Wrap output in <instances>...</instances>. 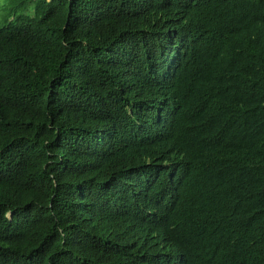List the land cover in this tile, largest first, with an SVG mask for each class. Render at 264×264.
<instances>
[{
    "label": "trees",
    "instance_id": "trees-1",
    "mask_svg": "<svg viewBox=\"0 0 264 264\" xmlns=\"http://www.w3.org/2000/svg\"><path fill=\"white\" fill-rule=\"evenodd\" d=\"M5 1L0 264H264V0Z\"/></svg>",
    "mask_w": 264,
    "mask_h": 264
},
{
    "label": "rangeland",
    "instance_id": "rangeland-1",
    "mask_svg": "<svg viewBox=\"0 0 264 264\" xmlns=\"http://www.w3.org/2000/svg\"><path fill=\"white\" fill-rule=\"evenodd\" d=\"M8 6H9L8 2H6L5 0H0V13H1L0 24H4L6 22L4 16L6 15V13L9 12ZM14 18H15V15H13L10 18V21L13 20Z\"/></svg>",
    "mask_w": 264,
    "mask_h": 264
}]
</instances>
